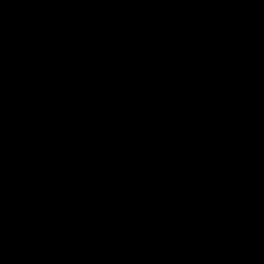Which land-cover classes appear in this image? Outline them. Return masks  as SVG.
I'll return each instance as SVG.
<instances>
[{
	"label": "water",
	"instance_id": "95a60500",
	"mask_svg": "<svg viewBox=\"0 0 264 264\" xmlns=\"http://www.w3.org/2000/svg\"><path fill=\"white\" fill-rule=\"evenodd\" d=\"M0 264H264V0H0Z\"/></svg>",
	"mask_w": 264,
	"mask_h": 264
}]
</instances>
